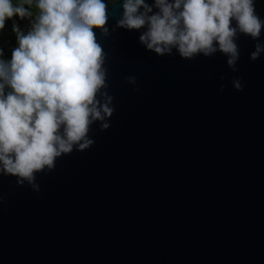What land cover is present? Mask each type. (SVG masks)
I'll return each instance as SVG.
<instances>
[{
  "label": "water",
  "instance_id": "obj_1",
  "mask_svg": "<svg viewBox=\"0 0 264 264\" xmlns=\"http://www.w3.org/2000/svg\"><path fill=\"white\" fill-rule=\"evenodd\" d=\"M121 12L109 3L110 25ZM138 35L102 41L110 128L38 173V193L0 177V264H264V53L250 60L241 35L233 72L219 52L156 56Z\"/></svg>",
  "mask_w": 264,
  "mask_h": 264
},
{
  "label": "clouds",
  "instance_id": "obj_2",
  "mask_svg": "<svg viewBox=\"0 0 264 264\" xmlns=\"http://www.w3.org/2000/svg\"><path fill=\"white\" fill-rule=\"evenodd\" d=\"M112 2L0 0V32L13 17L29 23L24 30L13 22L16 46L8 58L0 47V177L14 176L17 186L38 193V173L52 172L62 156L88 150L94 124L110 128L116 107L102 41L118 29L137 31L138 43L156 56L192 60L219 52L233 72L241 35L256 41L250 60L264 53L256 0H120L122 12L110 25ZM241 79L231 81L238 91ZM124 81L138 90L135 75Z\"/></svg>",
  "mask_w": 264,
  "mask_h": 264
},
{
  "label": "trees",
  "instance_id": "obj_3",
  "mask_svg": "<svg viewBox=\"0 0 264 264\" xmlns=\"http://www.w3.org/2000/svg\"><path fill=\"white\" fill-rule=\"evenodd\" d=\"M20 1L21 0H14V3H20ZM33 11H35L34 7H33ZM23 21H27V20H20L17 17H13L11 20H8L6 22L5 27H7V30L0 36V47H3L4 49L5 58H8L10 56L11 48L16 46L15 35L11 30L12 24L13 22H15L19 24L22 29L27 30Z\"/></svg>",
  "mask_w": 264,
  "mask_h": 264
},
{
  "label": "built area",
  "instance_id": "obj_4",
  "mask_svg": "<svg viewBox=\"0 0 264 264\" xmlns=\"http://www.w3.org/2000/svg\"><path fill=\"white\" fill-rule=\"evenodd\" d=\"M20 2H21V1H20ZM23 23L25 24L26 28H28V26H29L28 21H23Z\"/></svg>",
  "mask_w": 264,
  "mask_h": 264
},
{
  "label": "rangeland",
  "instance_id": "obj_5",
  "mask_svg": "<svg viewBox=\"0 0 264 264\" xmlns=\"http://www.w3.org/2000/svg\"><path fill=\"white\" fill-rule=\"evenodd\" d=\"M7 30V27L3 30V32H0V36Z\"/></svg>",
  "mask_w": 264,
  "mask_h": 264
}]
</instances>
